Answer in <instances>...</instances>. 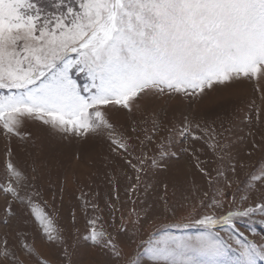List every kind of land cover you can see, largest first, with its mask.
Returning <instances> with one entry per match:
<instances>
[{"label": "rangeland", "instance_id": "obj_1", "mask_svg": "<svg viewBox=\"0 0 264 264\" xmlns=\"http://www.w3.org/2000/svg\"><path fill=\"white\" fill-rule=\"evenodd\" d=\"M31 2L51 28L81 0ZM69 75L87 96L88 74ZM130 103L97 132L0 126V264H154L157 241L208 232L233 258L237 241L264 248V72Z\"/></svg>", "mask_w": 264, "mask_h": 264}, {"label": "snow or ice", "instance_id": "obj_2", "mask_svg": "<svg viewBox=\"0 0 264 264\" xmlns=\"http://www.w3.org/2000/svg\"><path fill=\"white\" fill-rule=\"evenodd\" d=\"M50 24L31 0H0V90H7L0 126L7 132L25 119L62 132H97L111 127L109 105L131 111L141 94H187L264 72V0H81L78 11L68 7ZM72 68L91 79L87 96ZM197 223L210 229L219 221ZM237 243L235 258L211 232L168 237L150 252L154 264L264 261V248Z\"/></svg>", "mask_w": 264, "mask_h": 264}]
</instances>
